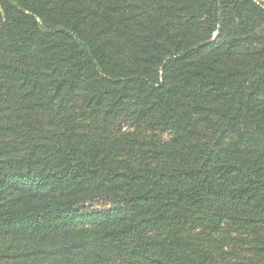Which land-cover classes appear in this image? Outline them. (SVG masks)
<instances>
[{
	"label": "trees",
	"instance_id": "obj_1",
	"mask_svg": "<svg viewBox=\"0 0 264 264\" xmlns=\"http://www.w3.org/2000/svg\"><path fill=\"white\" fill-rule=\"evenodd\" d=\"M0 264H264V3L0 0Z\"/></svg>",
	"mask_w": 264,
	"mask_h": 264
},
{
	"label": "rangeland",
	"instance_id": "obj_2",
	"mask_svg": "<svg viewBox=\"0 0 264 264\" xmlns=\"http://www.w3.org/2000/svg\"><path fill=\"white\" fill-rule=\"evenodd\" d=\"M260 1H262L264 3V0H260Z\"/></svg>",
	"mask_w": 264,
	"mask_h": 264
}]
</instances>
